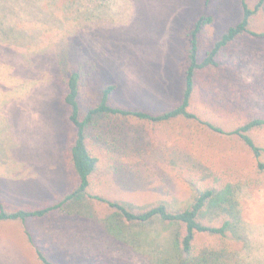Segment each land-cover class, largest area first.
Wrapping results in <instances>:
<instances>
[{
    "label": "rangeland",
    "instance_id": "374dc122",
    "mask_svg": "<svg viewBox=\"0 0 264 264\" xmlns=\"http://www.w3.org/2000/svg\"><path fill=\"white\" fill-rule=\"evenodd\" d=\"M241 11L240 0H0V203L47 206L76 181L61 101L69 66L95 61L97 83L118 87L113 104L168 110L182 96V33L209 12L215 22L204 36L219 35ZM254 26L264 30V10ZM240 49L242 66L226 69L216 91L244 95L241 113L263 114L264 39ZM68 52L73 57L66 66L61 61ZM206 117L234 120L211 112ZM89 132L99 159L91 194L183 208L194 200L196 185L219 193L231 188L221 207L233 208L242 234L230 240L226 264H264V172L241 140L184 118L154 125L102 117ZM257 136L264 144V131ZM211 209L208 220L219 213ZM117 224L116 214L85 194L27 222L41 250L60 264H170L174 225L156 219L121 224L118 231ZM0 264H41L20 221L0 222Z\"/></svg>",
    "mask_w": 264,
    "mask_h": 264
},
{
    "label": "trees",
    "instance_id": "16d2710c",
    "mask_svg": "<svg viewBox=\"0 0 264 264\" xmlns=\"http://www.w3.org/2000/svg\"><path fill=\"white\" fill-rule=\"evenodd\" d=\"M209 3V0H207ZM241 16L219 35L205 37L206 28L215 22L213 14L206 12L199 16L193 25L182 33L186 56L179 67L182 78L181 100L168 110L152 112L130 106L113 104L116 84L100 85L97 77L101 71L94 61H79L69 66L73 56L67 53L65 62L69 71L64 78L62 103L67 112L69 166L75 175V182L59 201L43 207L10 209L0 203V222L20 221L25 237L36 253L41 264H60L47 257L35 241L27 222L34 218H44L62 211L85 194L104 203L116 214L121 224L141 225L159 219L176 227L170 264H226L231 252L230 240H238L241 235L242 220L233 208L224 204V199L232 192L227 188L221 192L215 188L196 185V196L188 207H176L166 201L148 206L113 200L89 192L91 177L96 173L99 159L90 148V132L95 130L98 118L116 120H138L154 125L170 123L184 118L195 121L212 132L236 137L251 151L257 170L264 172V144L259 142L257 132L264 131V113L246 114L243 107L244 95L232 94L230 90L219 94L217 80L231 66H242L240 47L250 40L264 39V30L255 28L256 15L264 10V0H240ZM226 74V73H225ZM97 76V77H96ZM231 76V75H230ZM234 84L231 78H226ZM202 105H199V104ZM244 110L242 113L241 111ZM209 112L234 116L232 124L213 117ZM219 211L213 220L205 217L213 213L211 206ZM224 206V205H223ZM121 224L116 230L121 231ZM121 226V227H120ZM123 230V229H122ZM203 237V239H201ZM204 239L209 240L206 242ZM239 241V240H238Z\"/></svg>",
    "mask_w": 264,
    "mask_h": 264
}]
</instances>
